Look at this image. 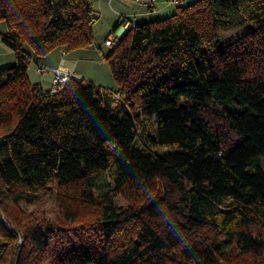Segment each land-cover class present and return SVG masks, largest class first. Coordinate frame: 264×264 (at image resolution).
I'll return each instance as SVG.
<instances>
[{"label": "trees", "instance_id": "trees-1", "mask_svg": "<svg viewBox=\"0 0 264 264\" xmlns=\"http://www.w3.org/2000/svg\"><path fill=\"white\" fill-rule=\"evenodd\" d=\"M97 20L92 0H0L16 55L0 71V264H264V0L133 25L104 57L115 90L32 81L35 59L90 48ZM46 192L55 220L28 213Z\"/></svg>", "mask_w": 264, "mask_h": 264}, {"label": "rangeland", "instance_id": "rangeland-1", "mask_svg": "<svg viewBox=\"0 0 264 264\" xmlns=\"http://www.w3.org/2000/svg\"><path fill=\"white\" fill-rule=\"evenodd\" d=\"M173 1L174 0H172L171 4H173L175 7L167 6L168 3L162 2L159 6L160 11H158V13H154L148 9L146 5L147 2H135L132 0H92L98 18L97 23L94 26V44L90 48L66 53L68 60H70L73 65L77 66V74L73 69L70 70L68 67H64L69 70V73L76 74L85 81L93 82L109 89H117V84L113 78L111 67L104 60V57L109 55L113 49V47L106 44L107 39L119 33L121 29L119 25L122 17H127L132 23L134 22V24H148L170 17L178 8V5L176 6ZM185 1L187 4L192 3L190 0ZM168 2L170 3V1ZM3 31H7V27L4 23H1L0 32ZM243 32L244 28L242 27L231 31L220 32L217 37L219 48L226 47L229 43L236 40ZM28 51L31 52L30 49H28ZM57 52L60 51L57 50ZM56 54L57 56L59 55V53ZM61 57L62 54L59 55V58ZM59 61L61 65L63 60ZM65 61L66 58H64V62ZM15 65L16 55L13 52H9L0 48V71L11 68ZM49 70L50 73L45 77L38 75L36 72L38 75L36 80H40L41 77H43V79L46 78L47 82H45V84L48 89H50L52 85V71L54 69ZM30 76L32 78L31 73ZM48 80L51 82L49 83ZM155 129L156 122L154 119H150V122L146 127L148 135H151L154 138ZM262 163L264 165V159H262ZM110 182L111 180L108 173L101 172L98 176L97 186L92 190L93 193L98 195L105 191L106 184ZM116 203L118 205L126 204L122 198H118ZM58 209L59 208L55 193L46 192L40 193L38 195L37 201L29 207L28 213L44 215L49 220H55L58 215Z\"/></svg>", "mask_w": 264, "mask_h": 264}, {"label": "built area", "instance_id": "built-area-1", "mask_svg": "<svg viewBox=\"0 0 264 264\" xmlns=\"http://www.w3.org/2000/svg\"><path fill=\"white\" fill-rule=\"evenodd\" d=\"M132 1L147 2L149 4H155L157 2V0H132ZM173 2L176 5L184 4L183 0H174ZM132 26H133V23L127 17H122L120 25H119V27H121L119 33L117 35H113L109 37L106 41V44L111 47H116ZM62 54L65 55V52H62ZM62 60L63 62L61 63V65L57 69H54L52 71L53 77H52V85L50 89L45 90V91H49V93L51 94H55L59 92L69 82H81L82 81V79L76 74H73V73L71 74L68 72L69 70H67L64 67L65 66L64 58ZM36 72L38 75L45 77L50 73V70L44 66H38L36 67ZM2 144H3V138L0 136V148ZM2 218L4 217L2 216Z\"/></svg>", "mask_w": 264, "mask_h": 264}, {"label": "crops", "instance_id": "crops-1", "mask_svg": "<svg viewBox=\"0 0 264 264\" xmlns=\"http://www.w3.org/2000/svg\"><path fill=\"white\" fill-rule=\"evenodd\" d=\"M168 1H170V3ZM183 1H184V4L187 5L186 1L185 0H183ZM190 1L192 3L196 2V0H190ZM162 2L168 3L167 6L175 7L173 4H171L172 0H157V2L155 4L147 3L146 5H147L149 10L153 11L154 13H158V11H160V9H159L160 3H162ZM133 25H135L134 22H133ZM4 32H6V31H3V33ZM0 48L4 49L6 51H9V52H13L3 42H1V40H0ZM56 53H59V55H61V51L60 52L55 51V52H53L51 55H49L46 58H43V59H40V60L35 59L34 64L30 67V70H29V74L30 73L32 74V78H31L32 81L35 82V83H39L42 86V88H44L45 90L48 89V87L45 84V82H47L46 78L43 79V77L39 76V77H41L40 80H36L37 79L36 77H38V75L36 74V67L38 65L39 66H44L46 68H49V69L53 70V69H56L60 65V61L59 60H62L63 58H66V61H65L64 65L66 67H68V69H70V70L73 69L74 72L77 74V66L73 65L70 62V60H68V58L66 57L67 55H65V57L59 58V55L57 56ZM78 75H79V73H78ZM50 80H48L49 83L51 82Z\"/></svg>", "mask_w": 264, "mask_h": 264}]
</instances>
